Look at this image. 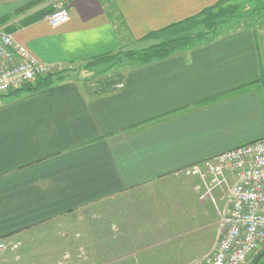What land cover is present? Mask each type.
I'll return each mask as SVG.
<instances>
[{"label":"crops","instance_id":"obj_1","mask_svg":"<svg viewBox=\"0 0 264 264\" xmlns=\"http://www.w3.org/2000/svg\"><path fill=\"white\" fill-rule=\"evenodd\" d=\"M37 1L0 0V28L40 63L72 72L221 0H68L69 19L57 27L50 10L36 14ZM258 20L165 59L122 65L113 83L70 72L1 95L0 241L118 200L99 229L114 257L91 263L203 257L218 210L199 198V179L178 174L264 137V14Z\"/></svg>","mask_w":264,"mask_h":264},{"label":"built area","instance_id":"obj_2","mask_svg":"<svg viewBox=\"0 0 264 264\" xmlns=\"http://www.w3.org/2000/svg\"><path fill=\"white\" fill-rule=\"evenodd\" d=\"M64 0L53 4L46 16L53 27L69 18ZM62 66L38 62L13 35L0 28V96L22 89L38 77L52 75ZM195 168L207 182L217 208L221 202L217 241L202 264H244L264 251V137L219 153ZM194 170V171H195ZM208 194H210V192ZM78 256V255H77ZM80 261L86 256L80 253ZM79 258V256H78Z\"/></svg>","mask_w":264,"mask_h":264},{"label":"rangeland","instance_id":"obj_3","mask_svg":"<svg viewBox=\"0 0 264 264\" xmlns=\"http://www.w3.org/2000/svg\"><path fill=\"white\" fill-rule=\"evenodd\" d=\"M57 1L59 0H48L47 2L42 3V5L44 4L43 7H47L46 5L51 4L53 7V4ZM64 1L65 2L63 3L65 6L63 7L67 8L69 12L67 5L68 0ZM227 4L234 6V12L230 17L218 18L216 25L207 29L202 24H197L194 27L195 29L190 30V33H204L206 34V36H204L205 38L211 36L212 32L214 35H219L223 32L231 31L247 24L257 22V20L264 14V0H231ZM67 21L68 20L65 22ZM171 37L172 36H162L160 39H168ZM205 38H199V40H196L191 47L180 49L178 51H187L197 45L205 43ZM157 42H159V40L129 42L124 45L122 51L138 53ZM135 63L136 61L127 60L122 56L108 60L107 62L91 63L92 65L90 67L87 66L88 62L83 63L81 66H75L72 72L71 69L67 70V67H61L55 75L57 78H62L71 72L75 77H80V79H102L104 81L108 80L109 83H113V80L119 78V75L117 74L119 72L118 68L122 65L130 66ZM194 170L195 168L183 171L182 173H179L178 176H184L185 178L194 177L200 180L202 190L199 192V198L201 200L215 196L213 191L207 189V182L201 179L200 172ZM169 181L172 188L173 185L181 184V182L175 184L174 180ZM207 191H209L210 194H208ZM170 195L171 193L168 190L167 196L171 197ZM122 203L124 202H119L118 200H109L105 204L96 203L70 214L59 216L47 223L0 241V264H94L89 261L90 256L91 260L98 258L105 260L107 257H114L116 251L114 252L113 248L102 247L103 243L107 244L109 242L102 237V232L100 233L99 229L106 222L110 221L111 209L117 206H122ZM216 209L218 210L219 216L220 206ZM216 241L217 232L211 249L215 246ZM211 249L205 254L206 256L211 252ZM80 253H83L84 256H86V260H79L82 259ZM103 253H106L107 255H104ZM257 253L250 257L244 264H264V251L260 254ZM201 258L202 257H199L195 262H189L186 264H202L200 262Z\"/></svg>","mask_w":264,"mask_h":264},{"label":"trees","instance_id":"obj_4","mask_svg":"<svg viewBox=\"0 0 264 264\" xmlns=\"http://www.w3.org/2000/svg\"><path fill=\"white\" fill-rule=\"evenodd\" d=\"M47 2L48 0H38L37 2ZM231 0H221L215 5L203 9L198 14L170 24L162 29L151 31L146 34L143 38L136 40L138 42L147 40H159L156 44L151 45L147 49L141 52L122 51L119 50L113 54H105L88 61L87 66H91V63L107 62L108 60L116 59L118 57H124L130 61H136L134 65L143 64L153 60H161L169 57L180 49H187L191 47L194 42L199 38H205L204 33L191 34L190 30L195 29L197 24H202L206 29L216 25V21L220 17H230L234 12V6L229 3ZM42 7L36 14H42L45 10L52 11L53 7L51 4ZM49 12V13H50ZM28 19V18H27ZM5 18L0 20V26L4 22ZM213 35V36H212ZM212 35L205 38V42L211 41L218 35ZM162 36H172L168 39H160ZM118 56V57H116ZM53 76L47 75L38 77L34 82L25 85L22 90L31 91L43 88L50 85L53 82ZM21 90V89H20ZM19 91V90H17ZM16 91V92H17ZM262 253L259 251L257 254Z\"/></svg>","mask_w":264,"mask_h":264}]
</instances>
